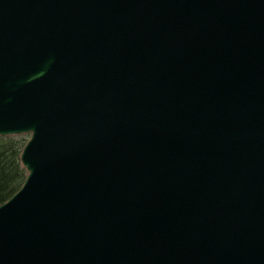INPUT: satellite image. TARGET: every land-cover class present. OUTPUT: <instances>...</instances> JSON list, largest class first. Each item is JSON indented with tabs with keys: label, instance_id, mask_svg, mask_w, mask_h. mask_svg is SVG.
Masks as SVG:
<instances>
[{
	"label": "water",
	"instance_id": "95a60500",
	"mask_svg": "<svg viewBox=\"0 0 264 264\" xmlns=\"http://www.w3.org/2000/svg\"><path fill=\"white\" fill-rule=\"evenodd\" d=\"M23 134L0 264H264V0H0Z\"/></svg>",
	"mask_w": 264,
	"mask_h": 264
},
{
	"label": "trees",
	"instance_id": "16d2710c",
	"mask_svg": "<svg viewBox=\"0 0 264 264\" xmlns=\"http://www.w3.org/2000/svg\"><path fill=\"white\" fill-rule=\"evenodd\" d=\"M22 139L0 137V205L22 186L26 174L20 164Z\"/></svg>",
	"mask_w": 264,
	"mask_h": 264
},
{
	"label": "rangeland",
	"instance_id": "374dc122",
	"mask_svg": "<svg viewBox=\"0 0 264 264\" xmlns=\"http://www.w3.org/2000/svg\"><path fill=\"white\" fill-rule=\"evenodd\" d=\"M9 137H11V138H17V139H22V141H24V145H25V143L29 140V138H30V134H23V135H19V136H9ZM24 147V146H23ZM23 149V148H22ZM22 151V150H21ZM25 171V170H24ZM25 174H26V172H25Z\"/></svg>",
	"mask_w": 264,
	"mask_h": 264
}]
</instances>
